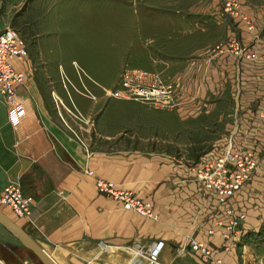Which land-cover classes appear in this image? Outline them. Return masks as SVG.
<instances>
[{
  "label": "crops",
  "instance_id": "1",
  "mask_svg": "<svg viewBox=\"0 0 264 264\" xmlns=\"http://www.w3.org/2000/svg\"><path fill=\"white\" fill-rule=\"evenodd\" d=\"M220 7L219 0H200L190 11L178 10L182 17L176 29L164 46L158 45L160 61L172 64L186 96L198 93L213 101L202 108L185 106L173 114L178 122L171 123L175 132L163 136V142H182L176 130L181 122H190L194 129L208 132L205 143L224 147L233 143L255 154L258 171L235 199L246 215L248 239L253 233L260 236L264 227V34H260L264 15L257 13L256 29L244 33L248 39L258 37L253 48L257 60L237 62L212 52L218 40L230 38L234 31ZM19 69L27 72V85L7 100L0 95V200L7 186L17 184L34 197L35 206L32 216L24 219L12 218L1 204L0 211L57 264H201L187 246L189 240L213 247L221 244L220 232L208 235L212 204L191 170L192 158L167 151L92 148L83 139L84 146L74 133L81 135L79 121L64 107L82 115L83 108L74 103L70 89L62 87L61 74L57 78L43 68L40 73L30 59ZM213 96H219L220 107ZM84 111L100 123L94 103ZM88 171L152 201L158 220L125 211L119 202L101 195ZM158 242L165 245L159 261L152 263L148 255ZM220 257L225 264H239L235 252ZM0 264L43 263L0 224Z\"/></svg>",
  "mask_w": 264,
  "mask_h": 264
},
{
  "label": "rangeland",
  "instance_id": "2",
  "mask_svg": "<svg viewBox=\"0 0 264 264\" xmlns=\"http://www.w3.org/2000/svg\"><path fill=\"white\" fill-rule=\"evenodd\" d=\"M219 1L223 12V4ZM199 2L200 0H0V33L14 31L23 37L29 59L40 73L44 69L57 78L61 74L62 87H68L73 93L74 103L81 110L83 108L81 112L84 118L82 122L79 121V132L92 148L113 147L178 153L180 157L192 158V170L206 158L219 156L227 149L250 152L236 148L233 143L226 144L225 147L218 143H205L204 140L209 138L208 132L202 128L194 129L190 122H181L182 125L176 130L179 131L182 142H163V136L169 138L175 132L171 123L178 122L172 117L173 114L187 106L202 108L213 102L210 97L198 93L187 97L184 85L174 78L172 64L161 62L162 54L158 50V45L164 46L168 42L169 35L174 32L178 19L182 17L176 12L190 11ZM241 2L242 12L251 21L252 28L246 22L224 14L230 21L229 27L234 31L230 38L218 40L212 52L217 46L233 39L254 52L257 35L248 39L244 33L256 29L255 20L259 21L256 14L264 15V0ZM203 3L205 2L202 1L200 5ZM262 19L264 24V18ZM261 30L263 32L260 34H264V28ZM137 69L154 73L164 83L173 85V104L157 108L152 104L153 101L144 103L109 99L105 90L118 87L127 71ZM262 98L264 100V94ZM65 99L71 105L67 96ZM213 100L220 107L219 96H213ZM93 103L100 113L99 116L96 114V118L101 116L100 123L98 119L90 118L88 111H84L93 107ZM88 120L91 122H87ZM257 161L259 168V160ZM236 197L230 201V208L244 212L237 207ZM212 207L215 205L212 204ZM212 211L214 218L216 211L214 212V208ZM262 228L259 230L260 236L253 233L248 239H244L240 247H232L231 253H236L239 264H264V227ZM245 245L249 249L245 250Z\"/></svg>",
  "mask_w": 264,
  "mask_h": 264
},
{
  "label": "built area",
  "instance_id": "3",
  "mask_svg": "<svg viewBox=\"0 0 264 264\" xmlns=\"http://www.w3.org/2000/svg\"><path fill=\"white\" fill-rule=\"evenodd\" d=\"M223 14L246 22L252 28L251 21L242 12L241 0H221ZM218 56H226L236 61H255L258 55L244 47L236 39L219 45L213 50ZM29 60L26 41L14 31L0 33V95L4 100L13 97L17 89L28 82V74L19 69ZM109 99L128 102H152L157 108L168 107L173 104L174 86L166 84L154 73L145 70H130L122 76L118 87L105 90ZM65 111L75 120H83V115L77 110L64 107ZM62 117V116H61ZM264 121V113L261 114ZM63 121L65 122L64 118ZM66 123V122H65ZM79 140L86 146L83 138L74 131ZM258 168V161L252 152H241L227 149L219 156H211L195 165L192 172L201 187L207 192L208 200L215 205L216 217L213 218L208 229L210 237L220 232L221 244L218 247L190 239L187 246L196 255L201 264H224L220 257L231 253L233 246H241L247 233L243 227L246 220L244 212L230 208V201L242 191L251 181ZM87 175L95 182L97 190L119 202L123 210L134 212L142 218L158 220L152 201L140 199L132 192L116 187L113 183L98 177L94 171ZM0 204L10 210L16 219L30 218L35 206V199L26 195L22 187L11 184L3 190ZM164 242L155 244L149 252L152 263L159 261Z\"/></svg>",
  "mask_w": 264,
  "mask_h": 264
},
{
  "label": "water",
  "instance_id": "4",
  "mask_svg": "<svg viewBox=\"0 0 264 264\" xmlns=\"http://www.w3.org/2000/svg\"><path fill=\"white\" fill-rule=\"evenodd\" d=\"M0 224L14 233L19 239H21L26 247L31 250L43 264H57L33 238H31L8 215L4 214L1 211Z\"/></svg>",
  "mask_w": 264,
  "mask_h": 264
},
{
  "label": "bare ground",
  "instance_id": "5",
  "mask_svg": "<svg viewBox=\"0 0 264 264\" xmlns=\"http://www.w3.org/2000/svg\"><path fill=\"white\" fill-rule=\"evenodd\" d=\"M93 99V98H92Z\"/></svg>",
  "mask_w": 264,
  "mask_h": 264
}]
</instances>
